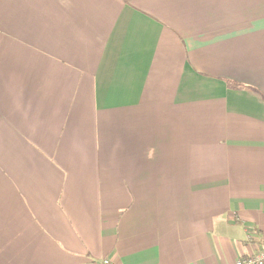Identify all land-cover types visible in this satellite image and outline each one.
<instances>
[{
    "label": "crops",
    "instance_id": "0c3cea01",
    "mask_svg": "<svg viewBox=\"0 0 264 264\" xmlns=\"http://www.w3.org/2000/svg\"><path fill=\"white\" fill-rule=\"evenodd\" d=\"M260 249L264 0H0V264Z\"/></svg>",
    "mask_w": 264,
    "mask_h": 264
},
{
    "label": "built area",
    "instance_id": "2783aa9c",
    "mask_svg": "<svg viewBox=\"0 0 264 264\" xmlns=\"http://www.w3.org/2000/svg\"><path fill=\"white\" fill-rule=\"evenodd\" d=\"M101 264H117V262L109 257H104L101 260ZM236 264H264V249H260L249 256L239 257L236 260Z\"/></svg>",
    "mask_w": 264,
    "mask_h": 264
}]
</instances>
